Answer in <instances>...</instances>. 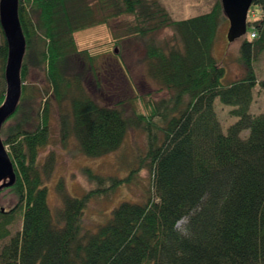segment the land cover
<instances>
[{
    "label": "trees",
    "instance_id": "trees-1",
    "mask_svg": "<svg viewBox=\"0 0 264 264\" xmlns=\"http://www.w3.org/2000/svg\"><path fill=\"white\" fill-rule=\"evenodd\" d=\"M252 6L261 16L248 22L241 41L243 74L229 80L214 56L228 28L220 0L208 12L183 20H173L159 0H18L25 39L21 94L0 131L14 170V182L6 190L17 201L0 211V244L9 237L17 209L22 229L0 248V264H264V112L251 113L255 88L264 93V79L258 80L254 70L264 51V0H253ZM123 16L132 18L126 30L143 49L148 76L166 93L148 100L132 120L120 102L99 104L84 92L79 76L69 74L82 53L74 34L108 27ZM0 34L1 105L7 45L1 28ZM29 66L45 71L58 103L69 98L72 121L60 117L61 131L75 136L85 156L116 151L131 126L143 132L146 149L138 166L153 178L144 200L122 201L105 222L85 228L87 202L134 178V170L121 177L86 168L83 173L95 187L71 197L59 181L62 205L53 214L44 184L53 159L38 163L49 136L48 103L37 120L28 109L5 127L33 91L24 84ZM216 102L230 107L228 114L235 119L226 129Z\"/></svg>",
    "mask_w": 264,
    "mask_h": 264
},
{
    "label": "rangeland",
    "instance_id": "rangeland-1",
    "mask_svg": "<svg viewBox=\"0 0 264 264\" xmlns=\"http://www.w3.org/2000/svg\"><path fill=\"white\" fill-rule=\"evenodd\" d=\"M215 1L159 0L173 20L204 14L211 9ZM131 19L123 16L112 20L108 27L98 25L76 32L74 39L82 53L74 58L69 74L78 75L84 92L99 104L112 107L120 102L124 116L132 120L143 111L148 100L161 99L166 93L160 90L159 85L148 76L143 49L134 41V36L128 35L126 27L132 22ZM227 26L228 23L225 24V28ZM245 36L246 34L233 42H228L225 34L214 47V56L225 67L229 80L239 78L243 74V68L238 63V52ZM87 57L91 58L90 62L86 60ZM254 70L258 80L264 79V51L254 63ZM1 82L0 64V88ZM3 82L5 85L4 78ZM24 84L33 91L24 96L21 101V111L16 117L7 121L5 127H12L28 109L30 115L37 120L42 114V108L48 103L49 136L46 145L39 149L38 163L42 166L49 158L53 159L51 174L44 182L47 187L48 204L53 214H58L62 205L56 191L59 181L63 182L67 194L71 197H80L95 187L83 173L86 168L101 176L121 177L134 170L132 173L134 178L131 183H124L111 194L92 197L87 202L82 215V224L85 228L93 230L105 222L110 211L122 201L135 202L145 199L147 191H152L153 178L146 167L138 166V161L146 149V139L142 131L131 126L116 151L101 157H87L81 152L75 136L72 133L63 135L61 131L60 117L72 121L69 98L66 97L58 103L46 81L45 71L33 66H29ZM215 107L217 117L222 127L226 129L225 127L235 121L228 114L230 107L219 105L218 102L215 103ZM254 112H264V93L258 87L255 88L254 102L251 106V113ZM3 189L0 194V206L8 209L16 204L17 199L13 193L6 190L7 187ZM20 211L19 209L15 211L14 221L8 227L9 237L1 242L0 248L7 244L11 237L20 233L22 229ZM184 224L185 220L180 221L177 228L183 231Z\"/></svg>",
    "mask_w": 264,
    "mask_h": 264
},
{
    "label": "water",
    "instance_id": "water-1",
    "mask_svg": "<svg viewBox=\"0 0 264 264\" xmlns=\"http://www.w3.org/2000/svg\"><path fill=\"white\" fill-rule=\"evenodd\" d=\"M228 21L226 40L233 42L246 34L247 14L253 0H220ZM0 28L7 45L3 77L5 97L0 105V129L15 112L21 94L20 69L25 53V39L18 19V0H0ZM9 178L1 185L8 187L14 182L13 164L0 139V180Z\"/></svg>",
    "mask_w": 264,
    "mask_h": 264
},
{
    "label": "built area",
    "instance_id": "built-area-1",
    "mask_svg": "<svg viewBox=\"0 0 264 264\" xmlns=\"http://www.w3.org/2000/svg\"><path fill=\"white\" fill-rule=\"evenodd\" d=\"M248 22L253 21L257 17L261 16L260 10L256 7L251 6L248 11ZM255 38V32L249 34V39Z\"/></svg>",
    "mask_w": 264,
    "mask_h": 264
},
{
    "label": "flooded vegetation",
    "instance_id": "flooded-vegetation-1",
    "mask_svg": "<svg viewBox=\"0 0 264 264\" xmlns=\"http://www.w3.org/2000/svg\"><path fill=\"white\" fill-rule=\"evenodd\" d=\"M0 131H1V129H0ZM0 139H1V134H0ZM8 181H9V178H8V177H6L5 179L0 180V194H1V190L4 188V187L1 188V185L7 183ZM12 184H13V183H12ZM12 184H11L10 186H12ZM7 188H8V187H7ZM10 208H11V207H10ZM10 208H8V210H9ZM1 209L4 210V208L0 206V211H1Z\"/></svg>",
    "mask_w": 264,
    "mask_h": 264
},
{
    "label": "crops",
    "instance_id": "crops-1",
    "mask_svg": "<svg viewBox=\"0 0 264 264\" xmlns=\"http://www.w3.org/2000/svg\"><path fill=\"white\" fill-rule=\"evenodd\" d=\"M221 42H222V40H221Z\"/></svg>",
    "mask_w": 264,
    "mask_h": 264
}]
</instances>
